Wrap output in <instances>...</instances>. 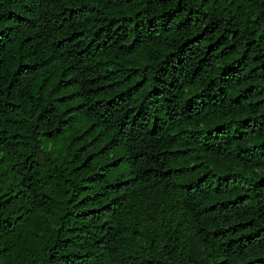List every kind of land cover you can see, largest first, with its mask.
Instances as JSON below:
<instances>
[{
    "label": "trees",
    "instance_id": "trees-1",
    "mask_svg": "<svg viewBox=\"0 0 264 264\" xmlns=\"http://www.w3.org/2000/svg\"><path fill=\"white\" fill-rule=\"evenodd\" d=\"M0 264H264V0H0Z\"/></svg>",
    "mask_w": 264,
    "mask_h": 264
},
{
    "label": "rangeland",
    "instance_id": "rangeland-1",
    "mask_svg": "<svg viewBox=\"0 0 264 264\" xmlns=\"http://www.w3.org/2000/svg\"><path fill=\"white\" fill-rule=\"evenodd\" d=\"M68 141H69V138L66 136V137H63L60 140L54 141V142L44 141L43 145L47 151L52 150L54 152V154H57L66 147ZM146 216L147 217L149 216V211H147Z\"/></svg>",
    "mask_w": 264,
    "mask_h": 264
}]
</instances>
